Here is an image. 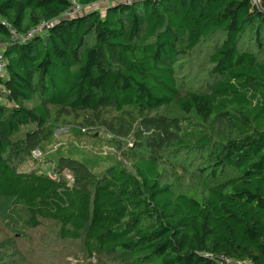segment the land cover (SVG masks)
<instances>
[{
    "label": "trees",
    "instance_id": "trees-1",
    "mask_svg": "<svg viewBox=\"0 0 264 264\" xmlns=\"http://www.w3.org/2000/svg\"><path fill=\"white\" fill-rule=\"evenodd\" d=\"M103 1L0 0V264H264V0Z\"/></svg>",
    "mask_w": 264,
    "mask_h": 264
},
{
    "label": "rangeland",
    "instance_id": "rangeland-1",
    "mask_svg": "<svg viewBox=\"0 0 264 264\" xmlns=\"http://www.w3.org/2000/svg\"><path fill=\"white\" fill-rule=\"evenodd\" d=\"M263 0H261L262 2ZM108 3V0L103 1V3L96 4L94 6L95 9L103 10L105 9L106 5ZM70 121L69 124H65L64 122H61V125L56 123L57 126H63V128H59L55 130L54 138L55 141L50 143L47 147L46 152H43V154L37 150L34 151L33 156L35 158H39V160H47V155L51 156V154H58V153H73L76 156H89L93 155L92 161L102 160L104 165L108 164L107 158H109L111 155H116L118 151L112 147L110 144H104L105 139L103 138L102 142H98V138L93 137V130L91 128H85L86 130L83 131L80 121H78V125H74L76 121H73L74 119L69 118ZM73 125L80 129V133H77ZM98 133L96 134V136ZM49 150V151H48ZM126 163V160H124ZM53 165V164H52ZM52 165L48 162H45L41 165V170L48 172L49 174L52 173L51 168ZM39 166L38 164H35V161L29 160L26 163L22 164V169L27 171L32 169L33 167ZM68 178H71L69 173L65 171ZM61 259V258H57ZM67 263L71 264H83L84 256L81 254L78 255H68ZM94 260V259H93ZM66 263V264H67ZM57 264H61L57 262Z\"/></svg>",
    "mask_w": 264,
    "mask_h": 264
},
{
    "label": "built area",
    "instance_id": "built-area-1",
    "mask_svg": "<svg viewBox=\"0 0 264 264\" xmlns=\"http://www.w3.org/2000/svg\"><path fill=\"white\" fill-rule=\"evenodd\" d=\"M252 3L254 5H258L260 6L261 0H252ZM80 11V7L72 4L71 9L66 13L67 16H75L78 12ZM46 25L49 24H42L41 26L34 28L33 30H31L30 32H28L27 34H19L16 31H12V38L14 40H18V41H26L27 39H29L34 32L36 31H40L42 30ZM4 57L3 54L0 52V69H2L4 67ZM67 264H71V263H67ZM218 264H256L255 262H253L250 259H235V258H231L227 255H221L218 258Z\"/></svg>",
    "mask_w": 264,
    "mask_h": 264
}]
</instances>
